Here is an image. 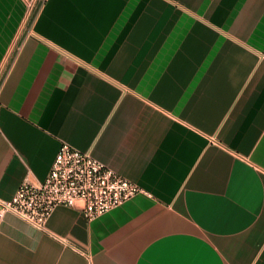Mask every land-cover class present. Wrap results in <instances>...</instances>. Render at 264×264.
I'll use <instances>...</instances> for the list:
<instances>
[{
    "label": "crops",
    "instance_id": "crops-1",
    "mask_svg": "<svg viewBox=\"0 0 264 264\" xmlns=\"http://www.w3.org/2000/svg\"><path fill=\"white\" fill-rule=\"evenodd\" d=\"M67 142L142 191L0 219V264H264V0H0V199Z\"/></svg>",
    "mask_w": 264,
    "mask_h": 264
},
{
    "label": "built area",
    "instance_id": "built-area-1",
    "mask_svg": "<svg viewBox=\"0 0 264 264\" xmlns=\"http://www.w3.org/2000/svg\"><path fill=\"white\" fill-rule=\"evenodd\" d=\"M142 189L88 150L62 142L45 178H24L8 199H0V219L12 212L38 228L58 204L78 207L87 219L108 211Z\"/></svg>",
    "mask_w": 264,
    "mask_h": 264
}]
</instances>
